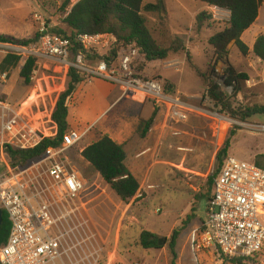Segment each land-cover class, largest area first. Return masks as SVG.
Masks as SVG:
<instances>
[{"label":"built area","instance_id":"obj_1","mask_svg":"<svg viewBox=\"0 0 264 264\" xmlns=\"http://www.w3.org/2000/svg\"><path fill=\"white\" fill-rule=\"evenodd\" d=\"M213 12L225 15L220 7ZM74 41L94 53H103L117 42L109 33H78ZM9 53L19 57V69L29 59L35 61L32 77L36 66L52 62L66 74L74 69L83 80L99 78L111 82L123 96L137 94L151 98L156 105L167 107L173 120L185 121L189 117L180 94L167 91L162 80L136 70L135 61L141 54L134 45L121 47L113 62L105 58L92 60L82 49L75 50L71 38L43 26L37 39L28 44L0 41V82L9 75L1 67ZM164 63L167 67H181L180 59ZM220 65L216 67L214 84L226 97L233 88L226 82L225 67ZM208 99L209 112L218 116L216 108L220 104L212 102L211 97ZM245 124L250 129L264 131V124ZM83 135L69 130L61 146L48 148L43 156L25 166H14L8 158L9 148H32L43 137L37 128L23 120L11 103L0 99V165L3 167L0 208L11 223L8 239L0 248L2 264H100L102 261L105 248L88 216L87 206L92 197L83 200L89 182L67 155ZM194 233L199 235L198 249L212 246L229 257H255L264 244V168L254 161L228 155L213 180L207 217Z\"/></svg>","mask_w":264,"mask_h":264},{"label":"rangeland","instance_id":"obj_2","mask_svg":"<svg viewBox=\"0 0 264 264\" xmlns=\"http://www.w3.org/2000/svg\"><path fill=\"white\" fill-rule=\"evenodd\" d=\"M78 1L70 0L67 11H64L61 9L64 0H0V35L15 40L34 41L43 26L50 30L67 29L64 24V18ZM174 12L178 14L179 18L173 15L171 17L168 28L171 30L172 35L177 38L190 35L191 31L188 32V29L191 25L188 16L183 14L180 9ZM226 17V15H219L218 12L214 15L213 12V21H210L204 29H198L202 36L199 48L202 52L201 57L195 62L194 58L187 53L181 60L180 69L184 65L192 67L195 63L194 65H198L197 67L201 72L204 84L206 83L205 81L214 84L216 67L219 63H221L220 66L225 67V72L227 73L226 82L231 79L233 89L231 94L226 93L227 98L225 101L230 104V108H225L224 103H219L220 105L218 106L220 108H216V115L218 113V116H216V156L225 141L230 138L231 145L227 154H234L245 160H255L258 154H264V131L250 129L245 123L264 124V115H254L245 121L232 116L233 111L238 110V108L257 104L254 101L253 94L249 91L251 86L247 79L250 76L246 70V67H250L253 70L257 68L256 61H254L255 55L247 53L246 59L241 61L236 60L235 56L229 57V55L220 59L208 44L209 37L221 30L219 21H227ZM258 27H262V31H264V0L260 8V18L252 30L254 31ZM155 37L161 39L164 43L168 39L157 32H155ZM245 39L246 42L250 43L252 35L247 33ZM173 58L180 59L169 57L164 61L166 62ZM138 64L140 67L143 63L139 61ZM262 65L264 66V63ZM169 68L180 70L174 67ZM237 68H240L241 71H238ZM21 70L18 65L8 70L7 80L0 82V99L11 103L21 114L23 120L28 122L34 129L37 128L42 137L56 135L57 125L51 119L52 110L59 95L66 88L69 80L68 73L66 74L55 63H42L40 66H36V72L31 78V83L27 84L20 75ZM262 88H264V85ZM31 95L35 98L33 103L30 108L22 110L23 103ZM201 95L202 107L207 106L206 109L210 111L211 109L207 104L210 101L208 98L211 96L206 92V89ZM211 99L213 102L214 99L212 97ZM214 102L216 104L215 100ZM262 103L264 104V100ZM82 129V127H76L75 130L81 132L83 131ZM83 141L71 147L67 151V155L78 170L86 174L88 178L93 179L91 181L87 180L89 187L83 200H88L102 191L105 193V196L102 195V197L107 199L108 202V204H104L103 202L105 201L102 202L105 209L103 213L107 214L103 218L99 215L103 208L95 206L93 200H90L91 202L87 206L89 219L100 235L105 248L100 264H171L172 254L168 246L162 249H144L139 243V236L143 230H148L161 236H170L173 229L177 227L180 228V232L176 245V264H264V244L255 257L242 258L238 263L230 260L235 257L226 256L215 247L209 246L198 249L196 244L199 235L196 234L195 236L194 231L200 227H197L200 222L194 219L195 217L190 221H186L187 215L178 216L180 213L179 209L184 207L182 201L175 203L172 212L164 208L155 211L154 209L157 206L152 205L150 200H143L145 196L142 193H138L137 199L133 198L129 203L120 201L112 189L105 185L102 180H94L96 179L94 170L86 167L80 157L81 148L85 145ZM251 149L255 151L250 152ZM232 150L234 153H232ZM250 153L253 155L252 157H248ZM217 166L218 161L216 158V173ZM2 170L3 167L0 165V173ZM91 182L99 183V190L94 191L96 184L91 186ZM205 203V199H199L198 203L196 201L198 216L207 217V214L205 215ZM196 204L194 203L195 208ZM189 213H191V210ZM193 236H195V242L192 241Z\"/></svg>","mask_w":264,"mask_h":264},{"label":"crops","instance_id":"obj_3","mask_svg":"<svg viewBox=\"0 0 264 264\" xmlns=\"http://www.w3.org/2000/svg\"><path fill=\"white\" fill-rule=\"evenodd\" d=\"M165 4L168 11V39L166 40L168 44L177 38L168 28L172 15L179 18L175 10H182L183 14L188 16L191 25L188 29V32L191 31L190 35L177 38L181 41L183 49L172 53L170 57L183 60L182 58L188 53L196 62L202 54L199 50L202 36L198 32L196 17L202 11L213 12L219 7L210 6L200 0H165ZM222 10L225 11L228 21L229 10ZM259 18L260 10L256 21L241 37L249 48L248 54L253 53L256 38L264 34L262 27L252 30ZM219 22L220 29H222L226 21ZM247 33L252 35L250 43L245 39ZM228 49L229 57L235 56L236 60L240 61L246 59V55H241L233 43ZM138 60L143 63L140 67ZM138 60L135 61V66L140 74L147 77H159L164 83L169 82L172 85L170 92L178 93L183 97L189 111L188 119L173 120L169 116L167 107L156 105L151 98L144 99L137 94L123 96L115 84L94 78L78 83L67 100L70 130H75L76 127L83 128L81 132L84 135L80 141L84 140L85 145L81 151L103 135H108L116 143L123 145L126 152V167L140 182L138 193L144 194L143 200H150L152 205L157 206L155 211L164 208L172 212L175 203L182 201L184 207L179 209L178 216H183L192 210L196 201L198 203L199 199H205L206 215L209 200L213 194V182L209 180V176L216 168V117L206 109L207 106L202 107L201 94L205 90L203 79L189 65L175 70L165 66L164 60L147 61L142 55ZM254 61L257 64L256 69L246 67L250 76L247 82L251 86L249 91L253 94L254 101L257 104H263L264 66L262 64L264 62L257 56ZM237 70L241 71L240 68ZM54 108L55 106L53 110ZM152 116H154L152 124L146 130L145 135L141 136L140 131L145 130L141 120H148ZM253 151L255 150L251 149L250 152ZM232 153H234L233 150ZM252 156L251 153L248 155V157ZM248 161L254 160L249 159ZM84 163L86 167H89L87 162ZM81 174L86 180H93L85 177L83 172ZM95 176L94 180H102L107 185L98 172H95ZM95 184L94 191H97L99 183L91 182L92 186ZM138 193L136 197L139 196ZM102 195L105 196V193L100 191L92 197L93 204L98 208H103V203L108 204L107 199ZM104 210L103 208V211L99 213L101 218L107 215L103 213ZM197 211L196 204L194 219L200 222L197 226L199 227L206 217L198 216Z\"/></svg>","mask_w":264,"mask_h":264},{"label":"trees","instance_id":"obj_4","mask_svg":"<svg viewBox=\"0 0 264 264\" xmlns=\"http://www.w3.org/2000/svg\"><path fill=\"white\" fill-rule=\"evenodd\" d=\"M210 6H217L229 10V20L224 27L214 35L208 42L218 57L223 58L229 54V45H233L239 50L241 55H247L249 48L242 40V34L256 21L263 0H200ZM70 0H64L61 9L67 11ZM168 11L165 0H79L64 18L67 29H52V32L67 36L73 40L75 50L82 49L89 59L99 60L105 58L109 62L117 59L119 49L134 45L139 48L140 54L147 61L166 60L172 53L183 49L179 39H174L170 44L164 43L155 37V32L168 37L167 29ZM213 21L211 11H202L196 17L198 29H201ZM78 33L98 34L109 33L114 35L117 42L114 47L103 52L88 51L83 44L74 41V36ZM2 42H17L28 44L33 40H15L4 35H0ZM253 53L264 62V35L260 34L254 43ZM19 57L9 53L1 62L3 71H8L17 66ZM35 61L29 59L23 66L20 75L27 84L31 83L32 72ZM192 67L201 76V72L196 65ZM68 83L65 90L59 95L55 108L52 112V121L57 125V133L54 136H46L38 145L28 149H15L10 147L8 158L14 166H25L30 161L43 156L48 148L61 146L64 135L70 130L68 123L67 100L74 92L78 83L83 79L74 70L68 73ZM161 79L159 77H154ZM234 79V78H233ZM206 92L217 102L224 103L225 108H230L224 93L218 85L205 81ZM228 84L232 80H228ZM167 91H171L172 85L164 83ZM254 115H264V104H253L233 111V117L239 120H247ZM154 116L148 120H141L145 130L140 131V135H145L146 130L152 124ZM231 145L228 138L217 153V173L216 170L209 176L213 182L218 174L224 159L228 156ZM80 157L87 162L89 168L98 172L107 185L116 193L124 203H129L140 189L139 180L126 167V152L123 145L116 143L108 135H103L97 140L88 144L80 151ZM254 162L264 168V154H258ZM85 177L86 174H84ZM91 181V180H89ZM195 205L192 206L191 213L187 214L186 221H190L195 216ZM11 223L7 213L2 211L0 221V248L6 243ZM180 228H174L170 236H161L148 230H143L139 236V243L144 249H162L168 246L172 254L171 264H176V245ZM220 252V251H219ZM242 258H231L234 263H238ZM0 264H2L0 262Z\"/></svg>","mask_w":264,"mask_h":264},{"label":"bare ground","instance_id":"obj_5","mask_svg":"<svg viewBox=\"0 0 264 264\" xmlns=\"http://www.w3.org/2000/svg\"><path fill=\"white\" fill-rule=\"evenodd\" d=\"M35 97V96H34ZM35 98H33V96L31 95L29 97V99H27L24 103H23V109L22 110H25L27 108H30L31 104L33 103Z\"/></svg>","mask_w":264,"mask_h":264},{"label":"water","instance_id":"obj_6","mask_svg":"<svg viewBox=\"0 0 264 264\" xmlns=\"http://www.w3.org/2000/svg\"><path fill=\"white\" fill-rule=\"evenodd\" d=\"M2 219V209L0 208V221Z\"/></svg>","mask_w":264,"mask_h":264}]
</instances>
